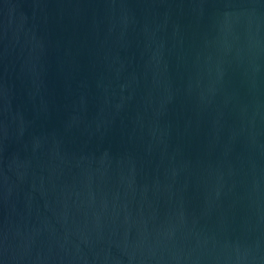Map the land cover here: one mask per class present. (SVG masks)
Here are the masks:
<instances>
[{
	"label": "water",
	"instance_id": "water-1",
	"mask_svg": "<svg viewBox=\"0 0 264 264\" xmlns=\"http://www.w3.org/2000/svg\"><path fill=\"white\" fill-rule=\"evenodd\" d=\"M0 264H264V0H0Z\"/></svg>",
	"mask_w": 264,
	"mask_h": 264
}]
</instances>
